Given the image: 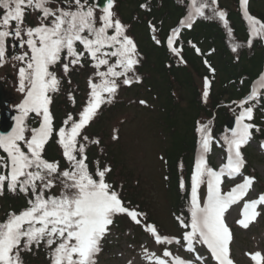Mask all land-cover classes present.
<instances>
[{
  "label": "snow or ice",
  "instance_id": "6c2138e0",
  "mask_svg": "<svg viewBox=\"0 0 264 264\" xmlns=\"http://www.w3.org/2000/svg\"><path fill=\"white\" fill-rule=\"evenodd\" d=\"M249 5L250 0H239L249 29L247 46L251 48L255 40L264 41V20L251 14ZM116 6V0H0V67L10 40L27 49L15 57L23 65L18 69V91L24 96L17 106L19 114L14 117L11 131L0 134V197L11 194L22 197L25 203L0 220V264H25L26 254L35 255L41 249L48 264H98L117 216H126L140 226L155 244L178 245L193 255L192 259H184L163 247L162 255L157 256L144 248L149 264H237L231 251L234 233L228 222L229 210L239 206L240 218L235 222L245 230L264 221V192L256 194V198L249 195L255 194L256 179L243 174L246 160L241 150L252 140L253 129L262 131L252 121L257 104L264 99V71L249 95L238 102L241 110L230 135L217 140L210 122H197L198 154L190 187L183 177L179 183L180 190L187 193V216L177 217L184 232L179 238L162 235L146 213L124 200L122 186L109 181L112 168L100 166L99 160L93 168L87 154L89 144L101 143L90 138L86 129L98 119L103 106L115 101L122 85L142 83L137 68L143 57ZM29 14H36V25L26 23ZM227 16L218 0H190L187 16L171 30L165 42L156 35V26L149 23L151 39L156 45L166 43L180 63H186L182 47L177 44L181 28L190 29L197 17L217 18L231 37L233 30ZM192 47L200 52L195 45ZM240 47L233 41L231 50L236 53ZM86 67L94 70L87 82V99L78 113H68L57 127L51 111L53 98L64 91L65 79L71 84V72ZM208 67L215 72L210 64ZM211 87V80L205 77L204 102ZM68 99L75 105L70 91ZM139 103L147 106L144 100ZM112 139L119 137L113 135ZM50 141L58 145L66 167L62 168L59 160L47 158ZM213 145L225 152L219 168L211 167L208 160ZM259 147L264 148V143ZM237 177L241 182L224 191L222 186ZM201 186L206 187L203 197ZM57 187L58 195L54 191ZM201 249L209 255H203ZM244 255L250 264H264V248Z\"/></svg>",
  "mask_w": 264,
  "mask_h": 264
},
{
  "label": "trees",
  "instance_id": "16d2710c",
  "mask_svg": "<svg viewBox=\"0 0 264 264\" xmlns=\"http://www.w3.org/2000/svg\"><path fill=\"white\" fill-rule=\"evenodd\" d=\"M89 2L93 3V0ZM143 4L147 7L142 8ZM116 5L119 18L130 26L128 34L134 37L143 57L137 68L142 83L131 87L122 85L115 101L103 106L98 119L86 129L90 138L101 141L100 145L91 144L88 147L89 162L93 168L97 160L100 166L109 165L112 168L109 181L118 187L122 186L123 198L126 202L130 201V207L138 206L140 211H144L146 204L137 192L138 186H133L137 180L136 175L133 170L127 169L124 153L117 146L108 143L107 126H110L114 114L126 108L134 107L141 113L151 114L155 110L153 106H156L155 111L159 114L158 119L162 125L159 137L164 143L161 178L164 198L169 214L174 217L182 214L187 216V193L180 190L179 183L183 177L187 187L189 184L198 146L197 122H210L214 137L220 139L226 121L236 111L233 102L248 92L250 83L264 70V46L259 41H254L251 48L247 46L249 29L239 12V0H218L219 8L228 14L232 36L229 37L217 18L198 17L190 29H184L180 33L177 44L182 47L181 56L186 62L180 63L179 58L167 49L165 43L156 45L153 42L149 23L156 26V35L165 42L170 30L187 16L190 0H116ZM249 8L251 14L264 20V0H250ZM206 12L211 15V12ZM32 17L34 15H28L26 23L34 26ZM233 41L241 45L236 53L231 50ZM192 45L199 48L200 52L197 53ZM205 61L215 69L214 73L209 70ZM92 70L91 67H86L71 72V84L65 79L64 91L54 96L51 111L57 127L68 113H78L85 103L84 82ZM205 77L212 83L207 102L203 101L199 89V82ZM69 91L75 96V105L68 99ZM140 100L146 101L147 106L138 105ZM254 123L262 129L261 132L255 131V139L263 140L264 99L260 100L254 110ZM34 124L33 122V126ZM49 144L50 146H46L47 158L59 160L61 167H66L58 145L51 141ZM112 147L118 148V151ZM24 203L22 197L17 198L11 194L0 197V220L5 218L7 212L14 209L18 211ZM149 220H153L152 217ZM115 223L118 227L126 224L125 221ZM25 264H48L43 249L35 255L26 254Z\"/></svg>",
  "mask_w": 264,
  "mask_h": 264
},
{
  "label": "rangeland",
  "instance_id": "374dc122",
  "mask_svg": "<svg viewBox=\"0 0 264 264\" xmlns=\"http://www.w3.org/2000/svg\"><path fill=\"white\" fill-rule=\"evenodd\" d=\"M26 50V48L20 47L18 44L16 54L12 55L2 71H0V82L6 80V89L16 94L17 99L14 104L15 110L17 109L19 100H21L22 103L24 98L23 94L18 91V69L23 65L21 61L17 60L15 57L22 55ZM87 88L84 94L85 99L87 98ZM123 112L125 113H116L114 119L121 117L118 120V124L123 121H128L123 126L121 143L127 162V169L134 171L136 179L141 187L139 189L141 197L145 200L146 204H148L155 222L162 230H165V233H168L166 235H174V229L172 231L166 229L168 227L169 209L164 198L165 191L159 176L160 163L157 159V154L163 153L164 150V143L159 137V130L161 128L160 123L158 122L160 126V128H158L155 125L156 120L154 117L146 116L133 109L129 111L124 110ZM253 148L256 149L257 147L253 145ZM216 149L220 150L217 146ZM211 154L216 164L222 162V158L224 159L225 157L223 152L220 151L211 152ZM255 169L264 183V166L257 165ZM238 180L240 181V178ZM252 195H254V193L250 192V196ZM233 209L229 210L228 218V222L232 227H234L233 223L235 219H239V206H233ZM236 227L237 228H234V243L231 246L232 255L237 263L250 264L248 257L245 256L244 253L246 251H255L264 248V221H260L244 231L240 230L239 226ZM145 241H143L142 245L149 242L148 239H145ZM125 248H127V246L123 243L120 247L113 248L110 255L102 258V260L100 259L99 264H128L129 261H131L132 264H140L143 261L149 264L145 254L134 255L125 250ZM148 252L155 253V246H152V249ZM111 257H117L118 261L113 260Z\"/></svg>",
  "mask_w": 264,
  "mask_h": 264
},
{
  "label": "water",
  "instance_id": "95a60500",
  "mask_svg": "<svg viewBox=\"0 0 264 264\" xmlns=\"http://www.w3.org/2000/svg\"><path fill=\"white\" fill-rule=\"evenodd\" d=\"M11 101V95L3 92V88L0 85V132L3 134L4 128L11 129L13 127L14 116L10 113L8 105Z\"/></svg>",
  "mask_w": 264,
  "mask_h": 264
}]
</instances>
